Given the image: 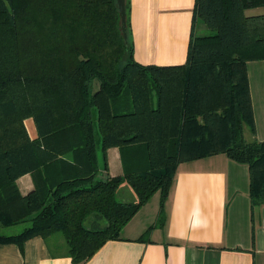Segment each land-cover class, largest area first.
Returning a JSON list of instances; mask_svg holds the SVG:
<instances>
[{"label": "trees", "instance_id": "16d2710c", "mask_svg": "<svg viewBox=\"0 0 264 264\" xmlns=\"http://www.w3.org/2000/svg\"><path fill=\"white\" fill-rule=\"evenodd\" d=\"M256 7L264 0H195L185 63L155 65L134 57L129 0L127 42L116 0H0V226L30 222L0 242L59 233L80 264L156 192L162 223L178 164L218 153L248 166L253 215L264 140L244 137L255 131L245 63L264 59V14L245 11ZM111 147L124 170L100 175ZM27 173L34 187L22 194ZM123 183L135 201L118 199Z\"/></svg>", "mask_w": 264, "mask_h": 264}, {"label": "crops", "instance_id": "0c3cea01", "mask_svg": "<svg viewBox=\"0 0 264 264\" xmlns=\"http://www.w3.org/2000/svg\"><path fill=\"white\" fill-rule=\"evenodd\" d=\"M194 2L129 0L135 59L155 65L185 63ZM198 24L197 31L206 27ZM245 68L255 127L254 133L248 130V139L261 141L264 59L247 60ZM106 157L107 168H101L100 175L122 174V150L111 147ZM16 183L22 194L34 187L28 173ZM125 185L118 188V199L135 201L133 189L135 198L130 190H124ZM148 203L149 200L122 227L117 239L107 240L80 264H264V204L252 215L246 164L224 153L181 162L163 203L162 223L156 222L159 198L156 208L143 212ZM148 228L146 239H139ZM0 264L77 263L60 244L33 236L22 244L0 242Z\"/></svg>", "mask_w": 264, "mask_h": 264}, {"label": "rangeland", "instance_id": "374dc122", "mask_svg": "<svg viewBox=\"0 0 264 264\" xmlns=\"http://www.w3.org/2000/svg\"><path fill=\"white\" fill-rule=\"evenodd\" d=\"M264 12V7H256V8H251V9H247L245 11V13L247 15H258V14H261ZM199 25V24H198ZM200 26V25H199ZM199 29V28H198ZM198 33L199 34H212L213 33V30L211 29H208L206 27H204L203 30H198ZM25 124H26V127L29 131V134L33 137L35 134H36V131H35V127H34V123L32 121L31 118H28L25 120ZM249 131H248V128L245 127L244 128V137L249 140ZM99 162H100V165L102 164V159H101V152L99 154ZM123 184H126L125 185V189L124 190H130L131 194L134 195V198H135V194L133 193L132 191V188L130 187V185H128L127 183H123ZM158 198H159V204H160V195L159 193H154L151 198L149 199V203L144 207L143 212H151L150 210L156 208L155 206L158 204ZM146 208V209H145ZM29 221H22V222H18L16 224H13V225H10V226H7V227H1L0 226V231H2L3 233H8V234H13V233H18L20 232L24 227L28 226L29 225ZM52 241H54V243H58L60 244L61 246L65 247L64 246V238L61 234L57 233L55 235H53L51 238H50ZM57 249V248H56Z\"/></svg>", "mask_w": 264, "mask_h": 264}, {"label": "water", "instance_id": "95a60500", "mask_svg": "<svg viewBox=\"0 0 264 264\" xmlns=\"http://www.w3.org/2000/svg\"><path fill=\"white\" fill-rule=\"evenodd\" d=\"M117 8L120 16L121 32L124 41L127 42V27H126V0H116Z\"/></svg>", "mask_w": 264, "mask_h": 264}]
</instances>
